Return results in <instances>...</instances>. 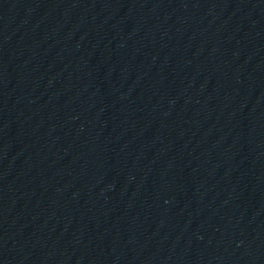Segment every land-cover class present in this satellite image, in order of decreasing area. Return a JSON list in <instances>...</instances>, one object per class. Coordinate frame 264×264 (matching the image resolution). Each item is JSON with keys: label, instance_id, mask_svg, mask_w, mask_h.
<instances>
[{"label": "water", "instance_id": "water-1", "mask_svg": "<svg viewBox=\"0 0 264 264\" xmlns=\"http://www.w3.org/2000/svg\"><path fill=\"white\" fill-rule=\"evenodd\" d=\"M0 264H264V0H0Z\"/></svg>", "mask_w": 264, "mask_h": 264}]
</instances>
